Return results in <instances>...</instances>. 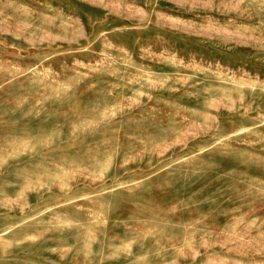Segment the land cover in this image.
<instances>
[{"label": "rangeland", "instance_id": "1", "mask_svg": "<svg viewBox=\"0 0 264 264\" xmlns=\"http://www.w3.org/2000/svg\"><path fill=\"white\" fill-rule=\"evenodd\" d=\"M0 264H264V0H0Z\"/></svg>", "mask_w": 264, "mask_h": 264}]
</instances>
